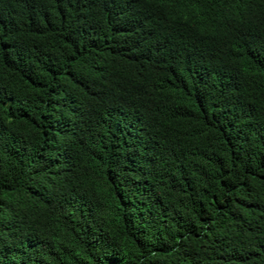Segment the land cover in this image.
Segmentation results:
<instances>
[{"label":"trees","instance_id":"obj_1","mask_svg":"<svg viewBox=\"0 0 264 264\" xmlns=\"http://www.w3.org/2000/svg\"><path fill=\"white\" fill-rule=\"evenodd\" d=\"M0 264H264V0H0Z\"/></svg>","mask_w":264,"mask_h":264}]
</instances>
